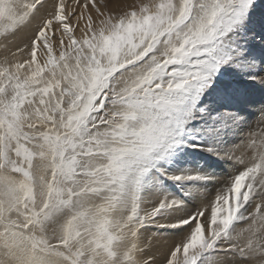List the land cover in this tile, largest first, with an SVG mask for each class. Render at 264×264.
I'll return each mask as SVG.
<instances>
[{"label": "snow or ice", "instance_id": "6c2138e0", "mask_svg": "<svg viewBox=\"0 0 264 264\" xmlns=\"http://www.w3.org/2000/svg\"><path fill=\"white\" fill-rule=\"evenodd\" d=\"M254 7L0 0V264H264Z\"/></svg>", "mask_w": 264, "mask_h": 264}, {"label": "rangeland", "instance_id": "374dc122", "mask_svg": "<svg viewBox=\"0 0 264 264\" xmlns=\"http://www.w3.org/2000/svg\"><path fill=\"white\" fill-rule=\"evenodd\" d=\"M252 19H253V25H252L253 28L259 30V25L261 23H264V0H255V7L252 13ZM258 42L259 41H257V43ZM247 87L249 89V92L245 107L247 109V113L255 114L250 117L251 122L255 126L257 118L259 117L258 109L260 108L261 104H264V89L253 86L252 84H249Z\"/></svg>", "mask_w": 264, "mask_h": 264}, {"label": "bare ground", "instance_id": "6f19581e", "mask_svg": "<svg viewBox=\"0 0 264 264\" xmlns=\"http://www.w3.org/2000/svg\"><path fill=\"white\" fill-rule=\"evenodd\" d=\"M259 14H260V13H259ZM259 14H258V15H259ZM259 16H260V15H259ZM257 17H258V16H257ZM260 19H261V18H260Z\"/></svg>", "mask_w": 264, "mask_h": 264}]
</instances>
